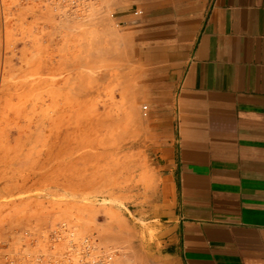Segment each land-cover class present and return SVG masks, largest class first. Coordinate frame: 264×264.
<instances>
[{"label": "rangeland", "instance_id": "obj_1", "mask_svg": "<svg viewBox=\"0 0 264 264\" xmlns=\"http://www.w3.org/2000/svg\"><path fill=\"white\" fill-rule=\"evenodd\" d=\"M206 3L0 0V262L90 237L116 251L115 264H161L152 256L162 147L154 119L166 112L155 103L169 87L168 65L149 62L148 45L172 33H153L148 16L175 21ZM57 118L53 140L46 135ZM65 129L69 157L56 151L55 175H39V153Z\"/></svg>", "mask_w": 264, "mask_h": 264}, {"label": "crops", "instance_id": "obj_2", "mask_svg": "<svg viewBox=\"0 0 264 264\" xmlns=\"http://www.w3.org/2000/svg\"><path fill=\"white\" fill-rule=\"evenodd\" d=\"M155 12L153 33L172 34L148 45V61L168 65L169 86L155 103L166 112L154 119L162 147L152 256L264 264V0H207L175 21Z\"/></svg>", "mask_w": 264, "mask_h": 264}, {"label": "built area", "instance_id": "obj_3", "mask_svg": "<svg viewBox=\"0 0 264 264\" xmlns=\"http://www.w3.org/2000/svg\"><path fill=\"white\" fill-rule=\"evenodd\" d=\"M52 237L56 240L60 238V231H54ZM116 255V251H108L100 247L96 240L85 237L78 242L70 239L67 250L60 253L40 252L24 260L6 256L0 264H115Z\"/></svg>", "mask_w": 264, "mask_h": 264}, {"label": "bare ground", "instance_id": "obj_4", "mask_svg": "<svg viewBox=\"0 0 264 264\" xmlns=\"http://www.w3.org/2000/svg\"><path fill=\"white\" fill-rule=\"evenodd\" d=\"M65 1V0H64ZM65 12V11H64ZM67 15V14H66ZM75 16V15H74ZM67 24V23H66ZM58 27V26H57ZM69 30V29H68ZM53 31V30H52ZM58 33V32H57ZM69 37V36H68ZM58 81V80H57ZM60 81V80H59ZM70 82V81H69ZM57 82H55V85H57L56 84ZM78 84H80V83H78ZM50 85V84H49ZM54 85V86H55ZM77 88H80V87H77ZM146 108H147V106H146ZM60 120L61 119H59V118H57V119H53L52 120V122H51V124L50 125H48V133H47V137H53L54 136V134L52 133L55 129H57V128H60ZM30 122V121H29ZM29 124V123H28ZM67 125V124H66ZM29 126H30V124H29ZM59 130V129H58ZM71 130L70 129H65L64 130V132L62 133V134H57L58 136H57V139H59V138H63V140L57 145V146H55L56 145V141L57 140H55L54 142H56V143H53V145L54 146H52V145H50V147H48L49 148V150L47 151V152H42V153H44V154H46L45 156L44 155H42V153H39V156H40V158H37L38 160H36L35 161V168L34 169H36L35 170V172H39V175H40V172H42L41 173V175H49L48 174V172H52L53 171V173L52 174H54L55 172H54V165L52 166V164H54V163H52V164H50L51 163V161L52 160H54V156H55V158H56V156H57V154H55V152L56 151H58V154H59V151L61 152V151H63L64 152V155H65V158H68L69 157V150H70V145H71V140H70V135H71ZM35 134V133H34ZM46 134V133H45ZM31 136H33V135H31ZM46 137V138H47ZM31 138V137H30ZM54 138H55V136H54ZM53 139V138H52ZM51 139V140H52ZM54 140V139H53ZM28 141V140H27ZM30 143V142H29ZM48 144V143H47ZM59 149V150H58ZM72 149V148H71ZM63 154V153H62ZM86 154V153H85ZM32 155V154H31ZM35 156V155H34ZM33 156V157H34ZM42 156H44L43 157V159H41V157ZM36 157H37V155H36ZM60 157V156H59ZM64 158V159H65ZM98 158V157H97ZM59 161H60V159H59ZM62 162H64V161H62ZM56 163H58V162H56ZM55 163V164H56ZM60 163V162H59ZM62 164V163H61ZM60 164V165H61ZM71 167H73L72 165H71V161H70V163H68ZM67 164V165H68ZM34 165V164H33ZM32 165V166H33ZM57 165H59V164H57ZM66 165V166H67ZM56 166V165H55ZM65 166V165H64ZM58 167V166H57ZM57 167H56V169H57ZM94 167V166H93ZM61 168V166L59 167V169ZM44 170V171H43ZM72 170V169H71ZM56 171H58V170H56ZM65 171V170H64ZM68 171H70V168H69V170ZM87 171V170H86ZM34 172V171H33ZM35 172H34V174H32V175H35ZM61 172V171H60ZM63 172V171H62ZM69 173V172H68ZM67 173V170H66V174H68ZM51 174V173H50ZM51 174V175H52ZM65 174V175H66ZM46 175V176H47ZM55 175V174H54ZM37 175H35L34 176V178L36 177ZM57 176V175H56ZM67 176V175H66ZM39 177V176H38ZM41 177V176H40ZM42 178H44V177H42ZM45 178H47V177H45ZM53 178V177H52ZM66 178V177H65ZM33 179V178H32ZM38 179V178H37ZM36 179V180H37ZM57 179V178H56ZM93 179V178H92ZM41 180V179H40ZM47 180L49 181V178H47ZM53 180V179H52ZM55 180V179H54ZM59 180V179H58ZM67 180V179H66ZM61 181V180H60ZM61 182H63V181H61ZM57 183V182H56ZM60 183V182H59ZM63 183H65V182H63ZM59 185V184H58Z\"/></svg>", "mask_w": 264, "mask_h": 264}]
</instances>
